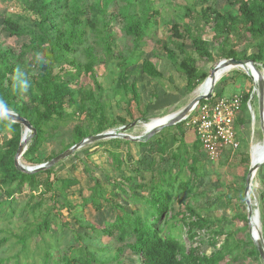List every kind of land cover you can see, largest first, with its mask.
I'll use <instances>...</instances> for the list:
<instances>
[{"label":"trees","instance_id":"obj_1","mask_svg":"<svg viewBox=\"0 0 264 264\" xmlns=\"http://www.w3.org/2000/svg\"><path fill=\"white\" fill-rule=\"evenodd\" d=\"M12 1L30 15L0 11L2 30L23 40L18 48L4 46L0 41V99L36 130L22 155L28 165L44 163L84 138L112 130L118 123L126 124L124 118L115 119L111 114L112 100L124 103L126 113L132 101L139 104L137 82L130 81L137 69L152 80L162 78L156 65L146 57L147 39L159 45L165 59L184 75L190 92L209 75L198 67L199 59L252 60L258 69L264 68V0H227L237 5V13L221 12L209 5V0H199L198 4L187 2L178 6L176 12L180 15L176 14L177 18L169 22L164 41L155 27L160 13L155 0ZM110 7L114 9L110 11ZM112 22L119 25L122 33L117 41H129L126 54L116 50ZM208 25L212 27L211 39L204 37V28ZM90 35L93 42L86 45ZM185 42H189L191 51L185 48ZM78 51L83 60L74 56ZM98 64H103L106 71L103 76L106 85L99 81ZM17 69L29 81L27 92L16 86ZM87 77L93 82V88L85 86ZM225 79L226 76L220 79L222 86L217 87L215 95L232 77ZM249 97V93L244 95L236 116V124L240 126L245 123ZM205 101L208 100L199 103ZM3 132H9L10 137L0 141V193L5 197L0 200V208L6 207L1 215L6 221H11L19 211L25 218L31 215L13 236L21 245L18 253L29 250L31 242H44L49 233L65 239L68 231L72 245L67 243V250L63 251L57 243L55 251L59 254H51L53 259H46L45 264H125L130 257L134 260L129 264H231L241 257L260 258L249 236L246 242L237 238L241 230L238 228L226 232L212 230L211 243L218 246L209 255L201 253L198 247L186 249L181 241L182 227L193 237L194 230H209L217 221L204 216L201 209L191 204L206 175L194 154L198 145L194 152L181 146L170 151L160 137L147 142L108 139L107 164L121 174V180L104 175L108 185L96 180L86 198L78 190L82 202L75 204L67 198V193L78 185V178H58L54 166L36 173L19 170L14 156L23 126L0 119V133ZM50 140H59L58 149L47 157H39L42 144ZM134 142L142 148L149 144V149L130 164L124 157L127 153L122 154L120 150L128 151L129 144ZM85 167L89 173V166ZM25 186L31 199L38 193V200L32 206L28 202L15 207L14 194ZM74 192L77 190L71 193ZM118 196L129 209L115 203ZM47 201H50L48 205ZM261 202L264 203V198ZM86 205L96 214L105 208L106 216L94 221L85 219L80 211ZM63 209L84 231L79 233L69 226L62 215ZM239 218L247 220L246 212ZM261 223L264 238V212ZM90 231L95 237L114 236L115 248L93 244L95 239ZM9 240L12 239L8 236L0 237V248ZM7 259L0 258V264Z\"/></svg>","mask_w":264,"mask_h":264},{"label":"rangeland","instance_id":"obj_2","mask_svg":"<svg viewBox=\"0 0 264 264\" xmlns=\"http://www.w3.org/2000/svg\"><path fill=\"white\" fill-rule=\"evenodd\" d=\"M168 1H170V4ZM155 2L156 6L160 9V13L156 18L157 24L155 27L158 29L157 35L164 41L166 39V30L168 28L169 22L176 19V14L180 13L176 12L178 6H183L187 2H195L198 4L199 0H155ZM208 3L209 5L212 4L217 10L221 12L229 10L233 13H237V5L229 3L227 0H209ZM113 9L114 7L109 8L110 11ZM0 11L30 15L19 3L12 0H0ZM111 30L116 36V39L114 40L115 46H117L116 50H121V52L126 54V51L129 48V41L127 40L122 43L117 41V38L122 36V33L120 32L119 25L116 22H112ZM204 30V37L206 39H211L213 35L212 27L208 25L204 28ZM0 41L4 46H11L14 48H18L23 42L22 39L16 38L15 36H10L7 32L3 31L1 25ZM86 42V45L92 44L93 37L91 35L88 36ZM173 47L174 46H171V48ZM185 48L189 51L192 50L189 42H185ZM144 50L146 52V57L156 65L162 75V78L159 80H151L145 74L141 73L139 69H137L136 73H134V75L130 78V81L135 79L137 82L138 91L140 93L139 104L132 101L130 107L128 106V115L125 111L124 103L119 104L116 100H112L111 103V114L117 117H122L126 120V124L118 123L112 130L131 136L144 135L146 130L152 128L157 123L167 121L172 113L182 109L192 100L195 95L207 90L205 89V84L207 82L206 80L204 83H201L190 92L186 88L184 75L182 73H178L170 64V62L165 59L164 54H162L160 51V46L155 45L152 39H147ZM79 53L80 52L78 51L74 54V56H77L83 60V56ZM96 53L97 55L101 56L99 49H96ZM218 62L219 60L217 59L213 61H204L199 59L197 65L200 69L210 74L211 69ZM96 70L99 75V81L106 85L107 82L103 79V76L106 74L103 64H98ZM259 71L261 76H264V68L260 67ZM223 76H226V79L227 76L233 77V81L231 83L224 84L221 90H217L218 94L215 95L216 93H214V91L218 89L217 87H219V85L222 86L220 79ZM218 77L221 78L215 84L212 92V94H214L216 97H230L232 95L239 94L243 96L244 101V95L249 93L252 95V101L250 109H248V112H246L245 117L247 119H245V124L242 127L236 125V137L237 141L239 142L238 148H223L219 158L214 162L206 159V154L200 147H198L196 153L194 152L198 159V165L200 168L205 169L206 175L203 176V182H200V188L196 192V197L191 199V204L195 208L201 209L204 216L216 218L217 221L209 230H194L193 232H196V235L193 237L190 236L192 234L187 230V228L182 227V230L180 231V239L186 249H189L190 247H198L201 253L207 255L213 252L218 246L216 245L215 247L211 243L212 230L216 229L221 232H226L229 230L234 231L237 228L241 229L237 233V238L246 242L249 239L248 236L251 238V225L259 226V219L257 218L255 212L256 209H258L260 213L261 222L262 212H264V203L261 202L264 198L263 164L259 167L251 180L249 199L252 206V215L250 217V225L247 219V207L245 204V178L248 173L251 160L254 162L256 157H260L261 160H264L263 133L259 122L257 91L256 88H254L256 84L247 69L239 66L230 68L224 74L219 75ZM84 83L86 87L93 88V82L88 77L84 79ZM213 97L211 99H213ZM24 98H28L27 93L24 95ZM149 103L152 104V108L148 112V110H145L144 105L148 106ZM155 103L159 105L156 106ZM145 111L146 114L143 118ZM79 117L81 119L84 118L83 116ZM123 126L128 128L121 130ZM183 126L184 125L181 123L177 128L175 125H172L171 127H165V137L175 142L178 140L180 142V138H182L186 144H188L190 147H193L196 140L195 134L192 130H185ZM179 132H181V135ZM8 133L9 132L0 133V141L6 140V138L9 137ZM174 134L178 140L174 137ZM99 142L100 144L96 145ZM99 142H92L84 145L71 156L59 162V164H56V166L54 165L55 173L58 178L76 177L79 179L80 184L78 187H76L77 193L78 190H81L83 194L87 195L89 193L87 190L88 185L93 184L96 180H102V183H105L104 185H108V183L104 181V175L111 176L110 178L115 176V171L106 162V154L104 149L108 148L109 145H107V143H101L103 141ZM54 147L55 144L52 143L51 146L42 148L40 154L42 156H46L52 152ZM21 161L23 164L28 165L22 160V158ZM85 166H89V173L86 171ZM26 190H28V188L23 187L21 189L22 192L19 191L17 194H15V199L17 201L15 207L20 208L28 202H30V205L32 206L38 200V193H35L36 198L31 199V197H29V193L25 192ZM2 199V193H0V200ZM73 199L79 200L76 198ZM49 203L50 201H47V205ZM3 209H6V207H2V209L0 208V237L8 236L12 240L7 241L6 244L0 248V258H8L2 262V264H45L46 259H49L51 254H55V256L59 254L58 251H55L57 243H60V249L63 251L67 250L66 248L69 245L67 243H71L72 245L73 241L71 240L68 231L67 235H65V239L63 238L62 240L60 237L56 238L54 234L49 233L45 235L44 242L38 240L36 242H31L29 243V250L25 251L24 253H18L20 252L21 245L13 239V236L18 233L19 228L23 226V222L31 218V215H26L25 218V216H21L19 211L11 221H6L1 215ZM245 212L247 220L239 218L242 217ZM107 213L110 212L107 211ZM93 214L96 213L92 211L91 215ZM36 215H38V213ZM62 215L69 223V226L74 228L75 231L79 233L84 231V229H79L74 220L68 217V211L66 209L62 210ZM100 216H106L105 211H100V213H97L95 218L98 219ZM89 233L92 234L91 231ZM91 236H93L95 239L92 241L93 244L115 248L114 236L108 237L102 236V234L98 235L97 237H95L93 234ZM87 242L91 243L89 241ZM219 242L217 244H219ZM76 246L77 245L74 244V247ZM15 254L18 256L15 257ZM51 259L53 258H50V260ZM126 260L127 262L125 264H129V262H132L134 258L130 257ZM49 263L54 264L51 262ZM59 264H64V262ZM231 264H262V262L260 258L257 260L252 257H248L247 259H245V257H241L238 261H233Z\"/></svg>","mask_w":264,"mask_h":264},{"label":"water","instance_id":"obj_3","mask_svg":"<svg viewBox=\"0 0 264 264\" xmlns=\"http://www.w3.org/2000/svg\"><path fill=\"white\" fill-rule=\"evenodd\" d=\"M250 64L253 66V68L257 71L259 69L256 67L255 63L252 60H241V59H235V58H228V59H222L220 60L212 69L211 73L205 78L204 82L207 79H210L209 86L205 92L199 93L195 95L192 100L185 105L182 109L178 110L177 112H174L171 114V116L168 118L167 121L162 122L160 124H157L153 126L152 128L145 131V134L142 136H131L128 134H124L122 132H117L114 130H108L105 132L97 133L94 135H91L87 138L82 139L78 143L73 144L71 147L67 148L63 152L57 154L50 160L40 163L34 166L25 165L22 163L21 158L24 152L26 151L29 141L33 138V136L36 133L35 128L29 123L28 120L25 118L19 116L16 112L10 111V114L7 116H0V119H6L12 122H17L23 126V133L17 148V151L14 156V164L16 168L19 170L26 172V173H36L40 172L42 170L48 169L50 167H53L54 165L58 164L59 162L63 161L64 159L71 156L74 152H76L78 149L83 147L84 145L100 140L110 139V138H123L126 140H133V141H145L149 139L151 136L156 134L157 132L161 131L165 127H169L172 125H176L180 123L183 118H185L191 110L202 100H209L212 98V92L215 84L217 81L221 78L215 77V72L222 68L227 67H236V66H246ZM247 73V72H246ZM248 74V73H247ZM203 82V83H204ZM257 91V97H258V115H259V122H260V128L263 133V143H264V76H260L258 79L256 85L254 86ZM128 127L123 126L121 130H125ZM264 164V160L262 161V164H259V162H253L251 160L250 166L248 169V173L245 178V204L247 207V219L250 223V217L252 212V206L249 199V191L251 190V180L259 167ZM256 216L259 219V226H257V236L254 237V232L251 231V239L254 242L261 259L262 264H264V238L263 233L261 229V221H260V213L258 209H256Z\"/></svg>","mask_w":264,"mask_h":264},{"label":"built area","instance_id":"obj_4","mask_svg":"<svg viewBox=\"0 0 264 264\" xmlns=\"http://www.w3.org/2000/svg\"><path fill=\"white\" fill-rule=\"evenodd\" d=\"M251 101L252 95L247 100V109H250ZM242 104V95L219 96L198 103L181 121L185 127L192 128L196 132L202 149L210 161H216L224 147L238 148L234 122Z\"/></svg>","mask_w":264,"mask_h":264},{"label":"crops","instance_id":"obj_5","mask_svg":"<svg viewBox=\"0 0 264 264\" xmlns=\"http://www.w3.org/2000/svg\"><path fill=\"white\" fill-rule=\"evenodd\" d=\"M158 69V68H157ZM159 71V70H158ZM160 72V71H159ZM148 77V76H147ZM149 78V77H148ZM150 79V78H149ZM152 80V79H151ZM233 81V77H232V79L231 80H229L227 83H231ZM233 96V95H232ZM214 98H216V97H214ZM247 103V102H246ZM155 105L157 106V105H159V104H157V103H155ZM146 106L147 105H144V108H145V110L147 111L148 110V112L150 111V109L152 108V104L151 103H149V105L147 106V109H146ZM145 111V112H146ZM129 115V114H128ZM118 117L117 116H115V119H117ZM247 119V118H246ZM236 120V119H235ZM118 121V120H117ZM126 121V120H125ZM236 122V121H235ZM235 122H234V127H235V132H236V125H239V124H235ZM183 124V123H182ZM245 124V123H244ZM184 125V124H183ZM240 126V125H239ZM171 127V126H170ZM175 127L177 128V127H179V125H175ZM240 127H242V126H240ZM183 128L185 129V130H192L193 132H194V134H195V137H196V140H195V144H194V146L193 147H190L188 144H186L185 142H184V140L182 139V138H180V142H179V140H178V138H176V135L174 134V137L178 140L177 142H175V141H172V140H169V139H167L166 137H165V129L163 130H161L160 132H157L156 134H154L153 136H151L149 139H147V140H145L144 142H147V141H149V140H152L153 138L154 139H157L158 137H160V139H161V142L162 143H164V141H165V143H166V145H167V148H169V150L170 151H172V150H175L177 147H186V148H188V150H191V151H193V149H194V147L196 146V145H198V147H200L201 149H202V146H201V144H200V141H199V139H198V137H197V135H196V132L192 129V128H187V127H185V126H183ZM180 133V135H181V132H179ZM9 134V133H8ZM9 137H10V134H9ZM8 137V138H9ZM8 138H6V139H8ZM163 138H164V140H163ZM111 139V138H110ZM106 140H108V139H105V140H100V141H103V142H101V143H107L106 142ZM124 140H126V139H124ZM126 141H130V140H126ZM131 141H133V140H131ZM1 142H3V141H1ZM96 142H99V141H96ZM136 142H138V141H136ZM52 143H54L55 144V147L53 148V150H57L58 149V147H59V140H50V141H47V142H44L43 144H42V147H41V149L39 150V157H47L48 155H51L52 153H53V150H52V152L51 153H49L48 155H46V156H42L40 153H41V150H42V148H45L46 146H51V144ZM94 143V142H93ZM100 144V142L99 143H97L96 145H99ZM152 144V143H151ZM154 144H157V141L154 143ZM107 145H108V143H107ZM198 147H197V149H198ZM225 148V147H224ZM107 148H105L104 150H106ZM149 149V144L147 145L146 144V146L144 147V148H142V147H139V146H137V144H135V142L134 143H130L129 144V149H128V151H125V150H120V153H122V154H130V156H128L127 154L126 155H124V157H125V160L128 162V163H130V164H134L133 163V161L134 160H136L139 156H140V154H142V152L143 151H145V153L144 154H146V152H147V150ZM203 150V149H202ZM223 150V149H222ZM129 152V153H128ZM194 152V151H193ZM204 152V151H203ZM105 154H106V162H107V153H106V151H105ZM167 159H168V157L167 156H165ZM206 159H208L207 158V156H206ZM209 160V159H208ZM210 161V160H209ZM214 162V161H213ZM59 164V163H58ZM29 166H34V165H29ZM56 166V165H55ZM55 169V168H54ZM55 171V170H54ZM56 174V173H55ZM127 175H128V173H127ZM106 176V175H105ZM108 177H111V176H108ZM113 178H115V180H121V178H122V176H121V174H118L117 173V171H115V176H113L112 178H110V179H113ZM79 180V179H78ZM95 183V182H94ZM94 183L93 184H90V185H88L87 186V190L89 191L90 190V188L94 185ZM80 184V181H79V183H78V185ZM105 184V183H104ZM78 185H76V187H78ZM107 186V185H106ZM26 187V186H25ZM76 187H73V188H71L70 189V191H68V195H67V198L68 199H70V200H73L74 201V203L75 204H80L81 202H82V198H81V196H80V194L79 193H71L72 191H74L75 189H76ZM74 189V190H73ZM26 193H29L28 192V190H26L25 191ZM15 194H17V192L15 193ZM14 194V195H15ZM81 195H83V197L84 198H86V197H88V195H89V193L87 194V195H85V194H81ZM2 197H3V199L5 200V197H4V195L2 194ZM76 198V199H79V200H74L73 198ZM2 199V200H3ZM115 203H121L125 208H127V209H129L130 208V206H125L124 205V203L121 201V199H120V196H118L117 197V199H115ZM103 205H106L105 203L103 204ZM105 207V206H104ZM92 211H94L92 208H91V206L90 205H86L85 207H84V209H81V211H80V213L82 214V216L84 217V215H85V219H88V220H91V221H94L96 218V214H93V215H91V212ZM101 211H105L104 210V208H103V210H101ZM89 212H90V215H89ZM95 212V211H94ZM96 213V212H95ZM105 217V216H104ZM54 228V227H53Z\"/></svg>","mask_w":264,"mask_h":264},{"label":"bare ground","instance_id":"obj_6","mask_svg":"<svg viewBox=\"0 0 264 264\" xmlns=\"http://www.w3.org/2000/svg\"><path fill=\"white\" fill-rule=\"evenodd\" d=\"M239 67H243V68H245V69H247V71L250 73V75H251V77L253 78V81L255 82V84L257 83V81H258V79L260 78V76H261V74H260V71H257V70H255L254 68H253V66H251L250 64H248V65H246V66H239ZM230 68H233V67H227V68H222V69H219V70H217L216 72H215V77L216 78H219L218 76L219 75H222V74H224L227 70H229ZM209 82H210V79H207V82H206V84H205V89H207L208 88V86H209ZM202 88V87H201ZM200 90V89H199ZM254 115V114H253ZM255 117V116H254ZM160 120V119H159ZM157 121V120H156ZM160 123H162V122H160ZM160 123H157V124H160ZM157 124H155V125H157ZM154 125V126H155ZM150 127H152V126H150ZM261 158L260 157H256L255 159H254V162H259V164H262V161L263 160H261ZM250 225H251V221H250ZM257 225V224H256ZM251 228H252V231L254 232V237H256L257 236V233H256V230H257V226H253V225H251Z\"/></svg>","mask_w":264,"mask_h":264},{"label":"clouds","instance_id":"obj_7","mask_svg":"<svg viewBox=\"0 0 264 264\" xmlns=\"http://www.w3.org/2000/svg\"><path fill=\"white\" fill-rule=\"evenodd\" d=\"M15 79H16V86L20 88L21 91L27 92L30 87L29 81L24 77V74L20 72L19 69H17V74ZM10 111L11 110L8 108L6 102L0 99V116L9 115Z\"/></svg>","mask_w":264,"mask_h":264}]
</instances>
